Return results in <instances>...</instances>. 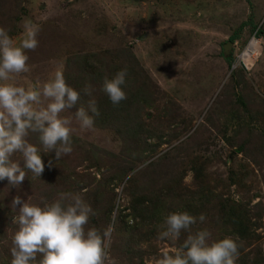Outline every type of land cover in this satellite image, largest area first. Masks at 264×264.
Here are the masks:
<instances>
[{
  "label": "rangeland",
  "instance_id": "374dc122",
  "mask_svg": "<svg viewBox=\"0 0 264 264\" xmlns=\"http://www.w3.org/2000/svg\"><path fill=\"white\" fill-rule=\"evenodd\" d=\"M25 21L39 26V43L17 83L57 69L69 80L75 57L90 54L103 71L93 94L106 99L95 98L93 128L73 118L70 154L42 153L44 172L19 188L0 181V264L11 261L13 197L51 202L60 192L83 195L96 212L89 227L111 226L106 264H156L188 235L158 238L175 211L206 216L192 233L234 238L237 264H264V0H0V27L17 44ZM123 68L126 96L143 83L144 97L120 113L101 88Z\"/></svg>",
  "mask_w": 264,
  "mask_h": 264
},
{
  "label": "clouds",
  "instance_id": "9594fccd",
  "mask_svg": "<svg viewBox=\"0 0 264 264\" xmlns=\"http://www.w3.org/2000/svg\"><path fill=\"white\" fill-rule=\"evenodd\" d=\"M38 33V25L25 21L17 44L0 27V181L7 180L8 186L15 188L28 172L41 176L45 169L42 153L54 152L59 160L72 152L73 118L80 129L87 130L99 116L94 87L85 85L83 93L90 99L86 107H77L80 92L66 82L60 69L43 83L24 86L16 82V77L30 71L27 51L38 47ZM127 75L123 68L113 78L103 80L101 90L113 105L127 98L122 87ZM74 108L73 116L62 115ZM10 206L16 212L12 223L17 226L11 238L10 264H106V241L112 229L109 226L101 233L88 226L96 212L83 195L60 192L51 202L42 198L39 203H32L30 196L24 200L17 195ZM197 220L203 223L206 216L175 211L165 217L158 233L160 240L176 242L182 232L188 235L179 246L164 251L156 264H237V241L230 236L213 239L208 229L192 233L191 226Z\"/></svg>",
  "mask_w": 264,
  "mask_h": 264
},
{
  "label": "trees",
  "instance_id": "16d2710c",
  "mask_svg": "<svg viewBox=\"0 0 264 264\" xmlns=\"http://www.w3.org/2000/svg\"><path fill=\"white\" fill-rule=\"evenodd\" d=\"M87 56H92L90 54L86 56H81L80 58L75 57V61H78L77 66H79V73L76 75V77H71L69 80H66V82H69V85L72 86L75 90L80 92V102L86 103L90 99V97L84 95L83 93V88L85 87L86 84H91L92 82H96L97 79L98 81L101 80V75L103 74V71L100 68H97L94 64L93 61H95L93 58H88ZM75 66V63H74ZM103 78V77H102ZM146 79V78H144ZM143 83H140V85H135L132 87V90L129 92L127 95V98L123 101L120 102L119 105H113L114 108H118V111L123 113L124 109L126 108V105L135 102L139 100L140 98L144 97L143 90L141 87L143 86ZM94 98H103L106 99V96L103 95L98 96L93 94ZM98 108V107H97ZM105 116V114H104ZM133 134H136L135 131H132Z\"/></svg>",
  "mask_w": 264,
  "mask_h": 264
},
{
  "label": "built area",
  "instance_id": "2783aa9c",
  "mask_svg": "<svg viewBox=\"0 0 264 264\" xmlns=\"http://www.w3.org/2000/svg\"><path fill=\"white\" fill-rule=\"evenodd\" d=\"M251 39L255 40V43H250ZM258 43L257 39H255L253 36L248 40V42L244 45L240 56H239V61H240V66L243 68L247 69V65H251L252 62L254 61V56L257 52L258 49Z\"/></svg>",
  "mask_w": 264,
  "mask_h": 264
},
{
  "label": "water",
  "instance_id": "95a60500",
  "mask_svg": "<svg viewBox=\"0 0 264 264\" xmlns=\"http://www.w3.org/2000/svg\"><path fill=\"white\" fill-rule=\"evenodd\" d=\"M226 44H227V45H226V47H227V46L229 45V42H227Z\"/></svg>",
  "mask_w": 264,
  "mask_h": 264
},
{
  "label": "bare ground",
  "instance_id": "6f19581e",
  "mask_svg": "<svg viewBox=\"0 0 264 264\" xmlns=\"http://www.w3.org/2000/svg\"><path fill=\"white\" fill-rule=\"evenodd\" d=\"M252 43H254V41H252Z\"/></svg>",
  "mask_w": 264,
  "mask_h": 264
}]
</instances>
